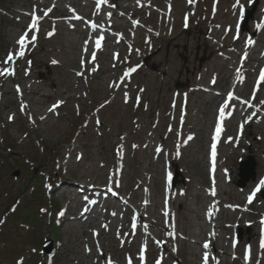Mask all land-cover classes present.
Instances as JSON below:
<instances>
[{
	"label": "rangeland",
	"instance_id": "1",
	"mask_svg": "<svg viewBox=\"0 0 264 264\" xmlns=\"http://www.w3.org/2000/svg\"><path fill=\"white\" fill-rule=\"evenodd\" d=\"M72 1L79 0H67L66 3ZM166 1L171 0H156L160 8L164 9ZM176 1L173 0L175 3L173 7L177 14L174 23L168 22L167 18L157 11L153 16L147 13L138 15L136 20L145 24V30L160 33L165 39H159L157 42L155 36L150 39V34L143 35V28H138V37L133 38L131 33L129 35L134 55L131 57L129 51L132 50L127 49L126 44L123 45L126 50L121 54L122 64H117L115 70L108 58L99 59L95 53L97 59L93 61L92 54L82 56L78 50H73L70 40L76 38L75 32L66 30L63 26V31L58 33L48 22L47 25L49 24L50 27L46 25L48 28L42 29L43 35L39 36L31 47L25 49V61L18 64L21 57L19 49L12 54L16 60H14V72L9 73L7 57L10 50L5 48V44L9 39L16 37L22 26L20 27V22L18 23L5 14L12 15L15 10H19L18 5H22L25 6L23 7L24 13L33 15L40 9L43 10L44 2L38 9L37 0H0V11H3V14H0V100L7 97L9 100L5 102V105H9L11 114L17 116L14 122L8 121L9 119L4 114L5 105H0V226L5 228L1 232L3 238L0 237V264H20L23 259L25 260L22 264H108V259L112 263L119 264L118 257H122L123 260V257L134 256L132 254L136 252L138 246L135 242L130 244L115 242L113 237L119 235L121 231L115 230L113 225L121 227L125 236L129 233L135 241L147 239L148 249L155 253V258L160 256L161 246L154 243L160 232L154 234L151 227L148 229V236L139 228L132 229L131 217L134 221L142 217L133 211L134 208L138 210L136 206L138 195L136 194H139L140 199L146 196V193L150 194L154 203L156 202L159 207L163 203L165 184L163 179L167 174L165 153H169L173 148L175 140L180 142L182 129L186 135L183 153L177 162H170L169 169L173 177L176 169L174 166L177 164L182 174L179 182L183 183L174 190L171 178L168 185L169 190L177 195V199L172 202L175 208L174 215L179 217L178 231L177 236L175 239L172 238L171 242L173 255H176L175 249L179 248L177 251L179 258L173 256V258L164 257V259L167 260V264H192L195 259L192 257V252L199 255L200 244L204 243V236L212 232L211 229L208 230L209 228L203 226L204 233L199 234L201 233V222H204L205 218L203 206L207 205V202H202L200 196L197 195L205 194V190L210 185L207 143L212 141L214 134L210 124L216 94L211 93L209 96L203 92H192V87L207 86L227 95L230 91L226 88L228 82H221L226 72L218 64L223 63V58L228 56L235 64L240 63L234 52L237 50L234 45L235 38L244 36V41L258 40L260 33L255 20L262 7V1L239 0L240 5H243L242 12L239 6L234 7L237 0H198L195 6L188 8L184 13L186 19L178 10L182 9L183 5L180 7ZM256 1H258V8L254 20L249 23L250 31L244 32V12L252 8ZM191 11L195 12L194 15ZM75 12L86 15L88 21L94 22L100 16L101 9H98L96 4H87L81 8L77 6ZM127 15L128 13L123 15V18L129 21ZM43 17L48 19L46 15ZM182 19L185 21L183 22ZM126 29L125 26H120L117 31L128 36L129 32ZM174 30L175 32L172 33ZM191 32L196 37L193 40ZM49 33L52 34L49 35ZM171 34L181 35V41L171 40ZM222 34L226 38L221 37ZM206 35L209 36L213 45H216L215 49L218 52L216 55H213L205 45ZM79 38L78 41L81 40V35ZM62 42L67 44L66 48L63 47ZM111 43L113 40L109 37L106 45L109 47ZM232 46L235 50H232ZM37 55L48 57L49 63L40 65ZM260 66L263 68V62ZM255 67L256 62L253 61L248 66L249 70L243 75L247 88L241 96V98L246 97L248 102H252L256 89L260 88L254 106L259 103V96L264 93V81L260 83L263 74L260 72L257 76L252 75V69ZM96 68L111 70L112 73L107 77L102 76L103 78L97 79L95 73H92ZM132 68L136 71L129 73ZM31 71H33L32 75ZM52 73L55 74L57 87L54 83H46ZM124 75L132 77L124 82V86H119L120 77ZM29 79L37 85L44 84L43 89L52 94L54 100L57 98L53 100L54 104L59 105L62 102L63 106L56 116L48 114L46 121H38L40 116L38 110H43V107L37 108L35 99L32 95H28L25 87L31 83ZM102 79L103 81L111 80V82L104 83ZM215 80L216 84H214ZM8 90L12 94L11 97L7 94ZM18 90L22 91L21 94ZM66 91L69 92L72 100H67V95L60 98L57 96V93ZM166 95L169 96L166 97ZM204 101H209L210 104L207 111H203L204 114H202L196 105H202ZM238 108L241 111L244 110V107L238 106ZM234 123H245V120L237 122L236 118L231 119L230 123L225 125L229 135L239 134V130L234 129ZM155 125L160 130L159 135L162 141L159 144L151 142L149 132L145 128V126L154 128ZM193 134L194 137H191ZM245 134L247 137L252 135V128L248 127ZM171 137L174 138L173 141ZM229 138L230 136H225L227 141ZM257 139L258 137L252 136L251 142ZM247 146L245 153H251L250 155L255 158L251 148L247 149ZM221 153L223 161L231 155L228 163L232 161L231 147L223 145ZM48 157H53V159L44 165ZM243 158L246 159V157ZM238 164L239 162L235 167L237 183L242 180L237 175L239 173ZM35 169L40 186L34 183L33 187H38L34 191L27 185ZM16 170L21 171L18 177L14 176ZM134 176L141 178L146 186L145 190L134 193L135 185L132 180ZM150 176L152 179H149ZM153 177L159 181H154ZM60 179L73 180L88 187L103 186L109 190L105 194L107 198H99L102 202L100 205L102 210L98 215L99 221L93 222L92 227L89 228V231H92L91 238L86 237V242L79 243L78 249L74 248L76 244H71L73 228L65 225L64 228L59 227L57 232L54 230V217L61 219L63 214L57 216V212L55 214L51 211L50 199L56 201L61 210L64 202L68 203V200L80 190L74 185L72 186L74 187L73 194L70 195L68 193L70 188L67 187L68 185L63 187L65 184L60 183ZM253 182L254 180L250 181L244 188L246 189ZM233 187L244 189L235 184ZM62 190H67V193L66 191L61 193ZM183 194L185 196L181 197L180 195ZM4 196H9L11 201L15 198L18 200L24 198L25 202H29L30 198H36V200L28 204L22 202L18 205L17 212H11L6 216L7 223H3L1 216L8 213L6 205L2 204ZM261 197L264 198V194ZM80 198L77 199L81 200ZM93 198L98 200L97 196ZM220 198L226 199V197ZM106 200L111 203V206ZM258 205L256 203L255 208L262 210ZM43 208L48 210L44 212ZM186 209L196 210L201 215L202 221L197 220L193 214L189 215ZM114 212L117 214L116 217L113 215ZM61 213L64 212L61 210ZM227 215L230 217L226 218ZM251 215L253 213L244 214V217L251 220ZM64 218L65 216L63 225ZM209 218L213 224H216V227L223 224L234 227L231 231L224 227L225 231H222L225 239L229 233L232 240H237L239 243V246L230 252L231 255L234 254L236 258L244 259V255L240 256V254L241 252L244 254L250 246L253 247L255 261L260 260L259 251H264L261 241H256L253 245L249 236L252 229L236 226L240 218L238 214H227L226 209L223 208L217 217L211 213ZM52 231L55 232V236L52 235ZM66 231L70 233V238L66 237ZM81 232L80 230L79 236L81 240H84L85 237ZM194 234L201 235L197 237L200 244L189 242L186 245L182 242L184 238L188 241L193 239ZM47 240L52 242V251L57 253L55 257L42 253L43 245ZM226 242L227 240L224 245H221L222 248L226 247ZM86 244L92 246L89 250H93L94 253L88 254ZM243 246H246V249L243 250ZM208 249L209 264L224 263V257L216 253V248ZM133 250L135 251L131 253ZM234 259L229 256L227 264H237L234 263ZM151 261L153 262V259ZM200 263L198 261V264Z\"/></svg>",
	"mask_w": 264,
	"mask_h": 264
},
{
	"label": "bare ground",
	"instance_id": "2",
	"mask_svg": "<svg viewBox=\"0 0 264 264\" xmlns=\"http://www.w3.org/2000/svg\"><path fill=\"white\" fill-rule=\"evenodd\" d=\"M88 1L90 3H88ZM39 2H44L45 9L43 10L40 9V11H38L36 14L43 16L46 13L48 16V19L46 20H50V21H44V19H42L41 16H38L40 18L38 21V29H32L31 31H29L30 29L29 23L36 22L37 17L30 15V13H24L23 9L25 8V6L18 5L19 10H15L12 15H8L4 13L10 18L16 20L18 23L20 22L21 24L20 27L22 26L21 30L16 34V37H14L13 39H9L8 42L5 44V48L8 51L10 50V52H8V55L10 53L11 54L15 53L18 49L20 50V46L18 45L17 41L20 38V36L23 35L25 32H28L29 40H31L32 36H35L36 37L35 41H37L38 36H42V32L40 30L41 28H48L50 26H54V30L58 33H61L63 31L62 27L65 26L64 28L66 30L75 32L77 39L73 38L72 40H70V45L72 46L73 50H78L79 54L82 56L89 54L90 50H99V51L104 52L103 47H105L106 43L108 42V39L106 38L108 36L112 37V39L115 41L107 49L108 51L107 58L112 68H114L117 66V63L118 64L120 63V56L123 51V43L126 42V39L124 38L123 34H121L120 32L116 30V26L117 27L125 26L127 29H130V33L131 32L137 33V27L140 26V23L136 19L138 15L140 14L142 15L143 13H147L149 16H153L154 13L157 11L159 12V14H164L166 18H169V21L171 22L174 21L172 15L176 14L175 12H173V6H172L173 3L171 1L169 2L166 1L165 9L162 7L160 8V5L156 2V0H139V2L138 0H105L104 3H101L100 0H96V1L95 0H82V3H81V0H79V1H72L69 4L66 3V0H57L56 3L58 5L54 4L55 2L54 0H39ZM187 2H189V0H177L176 1V3H178L179 6ZM87 4L88 5L96 4L97 8L101 9V12H102L101 17L97 19V24H96V27L94 28H92L91 26L88 27V25H86L88 21V17L86 15H83V14L80 15L75 12L77 6L81 8L82 6L87 5ZM190 4L195 5L196 2L194 1L193 3H190ZM187 7L189 8V6ZM119 13H122V14H119ZM126 13H128L127 17L129 21L124 20L123 18V15H125ZM0 14H3V11L2 12L0 11ZM259 14L260 15L264 14V0H263V4H262L261 11ZM105 20H108L107 23L105 22ZM260 21L261 20L259 19L256 21L259 23L258 25H264V20L262 22ZM48 22H50L51 24L50 26H48L49 24L47 25ZM26 23L27 25H25ZM107 24L109 26H112L113 29L111 30V28L105 27L107 26ZM77 27L81 29V31L77 30L76 29ZM259 30H260L261 37L258 40L253 41V43L251 44H249L248 42L242 41L241 38L243 36H241L235 41L237 44L236 48L238 47L240 48V50L235 51L237 55V59H241V61H243V63L240 65L239 68H238V65H236L230 58L228 60H225L223 63L218 64L219 66H222V68L226 72L224 77L221 79V82H228V85H227L228 87L226 88H228L229 90L231 89L235 90L238 88L241 82L244 83V78H242V75L248 70V66L250 62L256 61L259 66L260 62L264 61V50H262V47H261V46H264V27H259ZM174 32L175 30L172 33ZM145 33L150 34V38H153L155 36L157 42L159 41V39L164 38L161 36L160 33H154V31L152 30H144L143 35ZM80 35H81V40L78 41L80 39L79 38ZM174 35H177V34H171L172 36L171 40L180 42L181 35H177V36H174ZM222 36H225V35H222ZM100 37H103V40L101 41V47L97 48L96 41L100 39ZM195 38L196 37L194 36V33L191 32V39L193 40ZM62 43H63V47L66 48L67 44H65L64 42ZM204 43L209 48V50L213 53V55H216L218 53L217 50L215 49L216 46L213 45L212 41H210V38L208 36H205ZM32 44L33 43H29L25 49L31 47ZM79 44H81L80 47H79ZM127 47L129 48V46ZM132 50H134V48H132ZM130 53L132 56L133 52L130 51ZM36 57L40 65H45L49 63L48 57H42L41 55H37ZM102 57L106 58V54L100 55L99 58L102 59ZM19 60L20 61L18 62V64H21L23 61H25V57L24 56L20 57ZM96 65L97 63L95 64V66ZM111 73H112L111 70L105 71V70L98 68L97 70H95V77L99 79L102 76L107 77ZM252 73L258 74L257 70L255 69L253 70ZM127 79H128V75L121 76L122 83ZM232 79L236 80V83L232 84L231 83ZM29 81L31 83H29L28 86L25 87V89L28 92V95H32V97L35 99V106L37 108L43 107V110H40V111L38 110V112L40 116L43 117L42 120L46 121L48 114L52 113L56 109L60 110L62 108V105L61 104L57 105V107H55L53 111H49V109H52L53 106L56 105V103L54 104V101L57 98L54 100L53 95L47 93L43 89V86H45L44 84L37 85L32 79H29ZM109 81L110 80L108 81L104 80L103 82L109 83ZM48 82L56 84V87H57L56 77L54 73H52V75L48 78V81L46 83ZM195 90H200L201 93L203 92L205 95H209V96L211 95V93H214L213 90H210L204 87H202L201 89L199 87L198 88L195 87L193 91ZM7 92H8V96L11 97L10 95L12 94L9 92V90ZM241 93L242 91H238L239 96L241 95ZM66 95H67V100H72V97L70 96L68 91L57 93V96L59 98L65 97ZM167 96L169 95H166V97ZM219 98L218 96L215 97V107L211 115V124H210L212 127H215L217 123V121L214 120L215 116L220 114L219 113L220 108L225 105L219 101ZM209 104H210L209 101H204L202 102V105H196V107L200 109L202 114H204L203 111H207ZM237 104L238 102L234 103L233 109L231 110L230 113H228L230 115L228 118H230L231 116L238 115L237 107H236ZM243 105L246 106V112L244 113L243 117L246 118L247 122H250V126L252 128V135L247 137V136H244V133L242 132L240 136H237V135L232 136L231 144H233V147L235 148V150L232 151V154H233L232 161L230 163H228V161L224 163V161L221 158H218L220 161L218 162V168L216 171L217 173L215 174V177L217 180L215 181L214 185L212 183L210 187L205 190L206 191L205 194H200L197 196H200L202 202H207V205L203 206L204 216L206 215L207 218L209 216V211L213 212L214 215H217L218 213L221 212L220 208L222 206L228 209L230 212H232L229 214H234V215L238 214L241 219L238 220L237 226L242 227V228L246 226L250 227L252 229L251 240H252V243H255L256 242L255 239L259 238V236H261L262 240H264V224L256 222V221L253 222L254 220L248 221L246 219H243L242 214L253 211L255 202H258L262 210L257 211L253 219L256 218L257 220L258 218L260 219L259 220L260 222L264 220V199H260L259 197V194L260 195L264 194V188H261L260 192L256 193L255 197L252 200V203H248L249 197L251 196L253 191L259 186V182L261 180H264V113H262L261 115L257 112L259 108L264 109V101L260 104L257 110L255 108H252L251 105H248L247 103ZM4 110H5V115L9 116L10 110H8V108H5ZM253 120H257V121L253 122ZM225 121L227 122L229 121L227 117L224 119L223 123ZM244 126L245 125H241L242 131H243ZM145 128L148 130L149 132L148 135L150 138H152L151 139L152 142L158 144V141H161V136L159 135V132H160L159 128L156 125L154 126V128L147 127V126H145ZM222 130H223V125H222ZM252 136H256L258 137V139L256 141L251 142ZM183 144L184 143L182 140L180 141L179 144H177L178 151L180 150L179 147H181V145ZM207 145L210 146V143H207ZM247 145L250 146L251 151L254 153V155L256 156L258 160V163H259L258 172H257L258 176H257V179L253 183H250L246 189L239 190L237 187L236 189L233 187V184L237 185V181H235L236 180L235 167H236L237 162L242 157H244V154L241 152L245 150ZM176 151H177L176 149L172 148L170 150V153L175 156ZM159 155H161V153H159ZM167 156H168V153L166 152L165 157ZM174 156L169 155L167 157V162L171 161L172 159H175ZM149 179H152V176H150ZM153 179L156 182L159 181L155 177H153ZM132 180L135 185L134 193L140 190L141 191L145 190L146 186H144L143 181H141V178L135 176ZM63 181L66 185H71L69 186L70 192L74 190V187H72V184H75V182H72L67 179H64ZM213 187L215 188V192H216L215 196L212 195ZM80 189L81 190L79 191L80 192L79 195L81 194L82 196H84L85 197L84 200L78 201L77 198L79 197V195L72 197L70 200V203H68L65 206V209L66 211H68V213L65 214V218H64L66 222L64 225L73 228V232L71 233V236L73 235V241L71 244L73 243L76 244L77 246H74V248H77V249H78V246L80 247L79 243L86 242V237L87 239L91 238L92 231H89V228L92 227L91 225L93 224V222L99 221V218L97 217L99 215V212L102 210V209L99 210L102 202L99 199L95 204H92L93 197L99 196L102 199H105V197L107 198V195H105V191H95L96 190L95 187H92V188L90 187L87 189V190H91L92 192H88V191L86 192L83 187H81ZM136 195H138V201L136 203L138 210H135L134 208L133 211H135L137 215H141L142 217H140V219H138L137 221H134L131 217V221L133 222L132 229L139 228L144 233L146 232L145 233L146 235H148L147 231L151 227H152L151 229L154 234H156L157 232H160L159 233L160 236H157V238H158V241L163 246L162 255L166 256V258L167 257L171 258L172 256L171 248H170L171 236L169 235V231H173V229L171 228V221L173 220L172 217L174 215L172 216L170 213L171 208L169 207L168 202L171 199L177 198V195H173L167 190V187H165L164 192H163V197H162V200H165V203L163 201V203L160 204V207L156 202L154 203V199L152 198V196H150V194L146 193V196H144L142 199H140L139 194H136ZM220 197H226V199H223ZM163 205H165V207H163ZM186 210L189 213V215L193 214L196 216L197 220L202 221L201 215L196 210L195 211H191L190 209H186ZM69 216L70 218L68 219V222H67V218ZM114 217H116V213H114ZM201 223H202L200 225L201 233L199 234L204 233L203 226H205L206 228H209L208 230H210V228L212 229V227L208 223H205V219H204V222H201ZM114 227H115V230L121 231L119 235H117L116 237H113L115 239V242L128 243V244H130L131 242H135L137 243L138 247H141L140 249L141 252H137L138 250V247H137L136 252L132 254L134 256L129 255L128 257H125V258L123 257V260H122V257H118L119 264H126V263L129 264V261H131V264H146L148 256H153L152 254L147 255L148 252H147V249H145L146 239L144 238L143 242H140L138 240L135 241L133 238H130L129 233H127L125 236L124 232H122V229H120L121 227H116L113 225V228ZM256 227H258V229ZM228 228L232 229L233 226H228V225L225 226V229H228ZM164 229H166V232H163ZM80 230L82 231L81 234L83 235V237H85L84 240H81L82 238L79 236ZM213 230H214V233H213L214 237L212 239L211 244L216 246V248L221 247V245L217 246L216 241L217 239L221 240L222 244L223 242H225L224 238H220L222 228H218L214 226ZM215 230H218L219 233L217 234V231L215 232ZM65 234L67 238H70V233L68 231H66ZM200 236L201 235L194 234V236H192L193 239L189 240V242L191 244L198 243L199 241H197L198 239L197 237H200ZM207 240L210 241V234L208 233L206 234V236H204V241H207ZM158 241H156L157 244H158ZM185 244L188 245L187 239L185 240ZM225 244H226V247L219 249L218 252L224 257V260H225L224 264H227V257L229 255L230 256L234 255V254L231 255L230 252H232L233 249H235L237 241H233L230 235H228L227 243ZM89 247H92V246L86 244V249L88 250V254L89 253L92 254V252L94 253V251L91 249L89 251ZM118 248L120 249V247ZM134 251L135 250L131 251V253ZM205 253H206V249L202 245H200L199 255L197 253L192 254V256L195 258L192 261V264H198V261H201L202 262L201 264H204L203 257ZM260 258L261 260L257 262L255 261L254 264H257V263L264 264V258L263 257H260ZM254 260H255V256L253 257L249 256V252L247 251L245 261L248 264H253ZM108 262H109V259H108ZM246 262L244 263L243 261H241V258L239 260L238 259L234 260V263H237V264H247Z\"/></svg>",
	"mask_w": 264,
	"mask_h": 264
},
{
	"label": "snow or ice",
	"instance_id": "3",
	"mask_svg": "<svg viewBox=\"0 0 264 264\" xmlns=\"http://www.w3.org/2000/svg\"><path fill=\"white\" fill-rule=\"evenodd\" d=\"M101 3H104L105 0H100ZM139 2V0H138ZM190 3H193L194 0H189ZM239 6L243 12V5H240L239 0H237V4L234 5V7ZM50 11V10H49ZM110 15V14H109ZM79 18V17H78ZM39 17L36 18V22L32 23L30 26L29 31H31L32 29H38V21H39ZM138 23V22H137ZM187 26V25H186ZM93 27H96L95 24H93ZM257 27H264V25H257ZM52 33H49V35H51ZM36 40L35 36L31 37V40H29V36H28V32H25L23 35L20 36V38L18 39L17 43L20 46V51H19V56L23 57L25 55V48L28 46L29 43H34ZM103 40V37H100V39H98L96 41V47L100 48L101 47V41ZM253 43L251 40H249V44ZM13 58L12 54L10 53L9 56L7 57V60H11ZM95 59V54H93V60ZM30 63V62H29ZM55 63V61H54ZM95 70V69H93ZM136 71L135 68H132L129 70V73ZM82 75V74H81ZM262 79H264V76L261 77ZM127 96V94H125ZM233 95V94H230ZM62 103V102H60ZM55 107H57V105H54L52 109H49V111H53L55 109ZM228 105L225 104L223 107L220 108L219 113H220V122H221V127L217 128V133H216V138H219L220 132L222 131V124H223V120L225 118V108H227ZM23 110V107H22ZM13 117H10V119H12ZM43 119V117H42ZM179 155V153H178ZM215 157H216V145L213 144L212 145V160H213V171L215 170ZM215 181L213 180V185H214ZM261 188H264V180H261L259 182V186L253 191V193L251 194V196L249 197L248 203H252L253 198L255 197L257 192H260ZM212 195L215 196L216 192H215V188L213 187L212 190ZM63 213H61L62 215ZM209 215H211V213H209ZM262 224H264V220L261 221ZM209 243H205L204 244V248L207 249L209 248ZM261 247L264 248V240L261 241ZM90 251V250H89ZM248 252H249V256L251 253V249L250 246L248 248ZM203 261L204 264H208L209 261V256L207 254V252L204 254L203 257ZM109 264H111V262L109 261ZM129 264H131V261H129ZM218 264V262H217Z\"/></svg>",
	"mask_w": 264,
	"mask_h": 264
},
{
	"label": "water",
	"instance_id": "4",
	"mask_svg": "<svg viewBox=\"0 0 264 264\" xmlns=\"http://www.w3.org/2000/svg\"><path fill=\"white\" fill-rule=\"evenodd\" d=\"M252 17V14H250L249 18Z\"/></svg>",
	"mask_w": 264,
	"mask_h": 264
}]
</instances>
